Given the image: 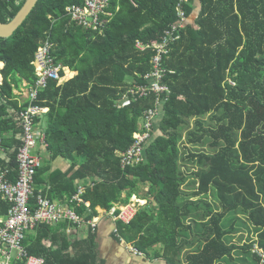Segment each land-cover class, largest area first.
<instances>
[{"label": "trees", "instance_id": "trees-1", "mask_svg": "<svg viewBox=\"0 0 264 264\" xmlns=\"http://www.w3.org/2000/svg\"><path fill=\"white\" fill-rule=\"evenodd\" d=\"M24 1L0 0V22ZM82 1L38 0L11 36L0 37V134L10 158L0 169L14 166L21 144L18 112L26 102L13 90L34 83L33 55L49 39L60 77L65 69L76 74L49 80L34 102L47 107L36 119L46 145L35 185H49L52 199L71 195L81 181L89 205L77 211L86 220L96 207L107 212L146 189L147 204L112 227L116 241L132 244L144 259L260 264L254 246L264 252V0L181 2L186 24L160 53L159 83L167 90L148 131L143 116L156 94L141 95L137 86L154 81L153 44L178 23V0H108L95 31L65 14ZM123 96L128 103L118 106ZM145 131L143 159L122 167L118 153ZM6 208L0 200V215ZM78 230L68 222L40 224L23 245L45 264H103L95 229L85 236ZM158 244L162 252L150 256Z\"/></svg>", "mask_w": 264, "mask_h": 264}, {"label": "built area", "instance_id": "built-area-1", "mask_svg": "<svg viewBox=\"0 0 264 264\" xmlns=\"http://www.w3.org/2000/svg\"><path fill=\"white\" fill-rule=\"evenodd\" d=\"M108 0H83L81 4H71L66 6L65 14L69 20L81 25L85 29L99 30L103 24L101 13L104 12ZM188 0H178L175 7L177 11L178 23L172 26L173 30L181 28V22L185 20V15L181 9V2ZM179 9V10H178ZM168 32V31H167ZM163 35L158 43L153 44L156 51L152 59L153 70L150 74L154 81L147 85L137 86V91L141 95H146L150 90L156 94L155 107L149 108L144 113L143 127L148 131L152 119L157 114L158 95L167 90V88L159 83L161 69L158 65L160 53H166L169 42L178 38H173L172 35ZM136 46L144 49L141 43L136 42ZM54 43L49 39L41 41L33 55L31 65L34 68L36 78L32 85L23 83L13 93L26 102L25 107L18 112V123L20 125L21 144L17 148L13 167L7 164L3 169H0V200L7 205L4 215L0 216V264H45L42 256L29 254L23 245V240L26 234L40 224L54 226L62 222H68L78 228L97 227L98 216L91 219H85L83 214L78 213L77 208L84 206L88 207L89 202L83 198L85 186L81 181L74 182V192L69 196H58L50 199L46 192L49 185L43 184L41 187L35 185L36 171L41 167V157L38 152L44 153L45 134L41 129L36 119L40 114L47 111L46 107L38 106L34 102L49 80L63 81L60 77V65L55 64L52 55ZM3 63L0 62V74ZM66 73V69H65ZM64 73V74H65ZM148 78V76H146ZM2 77L0 75V83ZM233 84L232 81H229ZM129 92H134V89H129ZM141 132L135 136L133 144L123 153H118L121 158V166L137 163L142 157V143L147 139L148 132ZM5 134H0V160L6 159L8 162L7 147L4 144ZM118 210L117 214L114 211ZM103 211V210H102ZM136 209L133 205H123L118 209L111 208L105 210L106 214H110L113 218V225L117 220L123 223H128ZM113 231H116L115 225ZM69 232V229L66 230ZM131 250L135 254H141L134 247ZM254 251L260 256V264H264V252L257 245L254 246Z\"/></svg>", "mask_w": 264, "mask_h": 264}, {"label": "crops", "instance_id": "crops-1", "mask_svg": "<svg viewBox=\"0 0 264 264\" xmlns=\"http://www.w3.org/2000/svg\"><path fill=\"white\" fill-rule=\"evenodd\" d=\"M76 71H72V75L74 76ZM68 76L67 78H71ZM44 126V125H42ZM58 164H60L59 160H56ZM67 165L63 166V169H66ZM98 221L97 227L95 228L96 238L95 241L97 243V252L99 258L102 260L103 264H158L155 260H151L149 258L144 259L143 254H135L132 253L131 247H133L130 243L118 242L112 236V223L109 221H105L104 216L100 215L101 208L96 207ZM104 212L105 210L102 209ZM106 214V213H105ZM104 219V220H103ZM108 220V219H107ZM80 235L85 236V232L87 228H79ZM92 230V229H91Z\"/></svg>", "mask_w": 264, "mask_h": 264}, {"label": "rangeland", "instance_id": "rangeland-1", "mask_svg": "<svg viewBox=\"0 0 264 264\" xmlns=\"http://www.w3.org/2000/svg\"><path fill=\"white\" fill-rule=\"evenodd\" d=\"M184 24H186V18H185V20L183 22H181V26H184ZM175 25H177V24H174V26ZM177 34H178V32L176 33L175 36H173L171 34V31H168L167 32V35H169V36L172 35L173 38H176L177 37ZM67 75H68V73H65L64 76H63V79H65L67 77ZM69 78H66V79H69ZM127 103H128V99H127L126 96H123V98H121V99H119L117 101V105L118 106H123V105H125ZM158 107H159V105H158ZM160 116H161V110H158L157 111V114L155 115V117H156L155 119L160 118ZM156 133H159V131L157 129H156ZM152 138L153 137H151V139ZM38 154L41 157V162L44 164L45 163L44 155L42 153H40V152H38ZM143 157H144V155L141 157V159H143ZM42 163H41V166H42ZM140 193H141L140 196L139 195H132L131 198H130V200H129V202L126 203V204L133 205V208L136 209V210H138L140 208H143L147 204V199L149 198V195L148 194L146 195V189H144V188H141ZM126 204H114V207H112V208H113V210L114 209H118V207L120 208V207H122L123 205H126ZM100 213H101L100 215L104 216L105 221H107V222L109 221L110 223L113 224V222H114L113 221V218H112V216L110 217V214L109 213L108 214H105V212L102 211V209H101ZM161 252H162V246L158 244V245L155 246V249H153V251L151 252L152 255H150V256H153V254H155V253H158L160 255ZM132 253H133V251H132ZM148 258L151 259V257H148ZM153 260H155L158 264H165V262L161 259V257L154 258Z\"/></svg>", "mask_w": 264, "mask_h": 264}, {"label": "water", "instance_id": "water-1", "mask_svg": "<svg viewBox=\"0 0 264 264\" xmlns=\"http://www.w3.org/2000/svg\"><path fill=\"white\" fill-rule=\"evenodd\" d=\"M38 0H25L15 16L8 22H0V37H9L22 24Z\"/></svg>", "mask_w": 264, "mask_h": 264}, {"label": "clouds", "instance_id": "clouds-1", "mask_svg": "<svg viewBox=\"0 0 264 264\" xmlns=\"http://www.w3.org/2000/svg\"><path fill=\"white\" fill-rule=\"evenodd\" d=\"M0 62H1V61H0ZM2 63H3V62H2ZM69 71H70V70H69ZM0 75H1V74H0ZM1 77H2V76H1ZM65 79H66V78H65ZM65 79H64V80H65ZM21 100H22V99H21ZM46 108H47V107H46ZM44 113H45V112H44Z\"/></svg>", "mask_w": 264, "mask_h": 264}]
</instances>
